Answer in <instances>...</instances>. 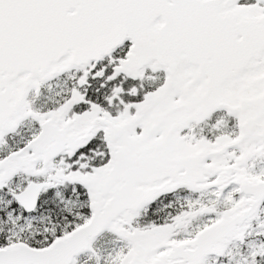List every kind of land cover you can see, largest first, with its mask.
Segmentation results:
<instances>
[{
    "label": "snow or ice",
    "instance_id": "1",
    "mask_svg": "<svg viewBox=\"0 0 264 264\" xmlns=\"http://www.w3.org/2000/svg\"><path fill=\"white\" fill-rule=\"evenodd\" d=\"M0 264H264V0H0Z\"/></svg>",
    "mask_w": 264,
    "mask_h": 264
}]
</instances>
